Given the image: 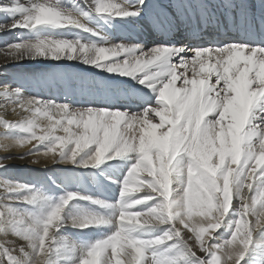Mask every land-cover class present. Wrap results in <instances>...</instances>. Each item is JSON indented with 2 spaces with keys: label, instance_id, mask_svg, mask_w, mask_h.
Returning <instances> with one entry per match:
<instances>
[{
  "label": "snow or ice",
  "instance_id": "snow-or-ice-1",
  "mask_svg": "<svg viewBox=\"0 0 264 264\" xmlns=\"http://www.w3.org/2000/svg\"><path fill=\"white\" fill-rule=\"evenodd\" d=\"M59 0H57V3ZM143 4L144 0H140ZM264 2V0H262ZM27 13L24 16L23 23L14 22L10 30L16 28L36 29L40 26H52L64 28L75 26L84 31L91 29L82 25L73 15L65 13L56 4L44 2L33 3L31 9L6 8L0 4V12H10L13 14L19 11ZM96 12L100 15L115 17L138 16L139 11L125 8L117 0H96ZM174 23V21L172 22ZM95 34V33H93ZM186 48H176L168 45H157L144 52L141 46L127 47L117 45L115 47H93L81 42H72L68 40H48L40 41L37 44L18 43L11 45L5 55H15L24 53L25 56L31 55L32 58L42 57L51 59H60L66 52H79L83 57V63L97 64L98 61H108L113 57L121 55L126 56L122 63L112 66H105L109 73H120L126 77L136 78L143 75L139 81L140 84L148 86L150 89L158 91L156 107H148L142 113L129 114L126 111L111 110L102 111L97 114L94 110L88 109L86 113L76 110L73 119L69 124L76 123V117L87 116V122L83 130L73 132L69 128H63L65 135H60V119H54L53 112L68 114L69 105H51L44 104L40 107L31 108L33 104H40V101L30 100L27 106L21 105L25 111H33L37 116H44L49 121L47 127L36 125L34 121L27 127L23 125H11L10 127H21L23 131L31 134L29 138L20 143V148L32 146L33 141L43 144L48 141L47 151L39 154L41 158L54 161L57 157H66L64 162L76 164L78 157L85 153H90L88 158L81 163L84 168H99L107 161L123 159L132 153L139 155V160L130 169L127 178L121 186V200L119 202L118 215L116 222L119 227L113 235L105 240L98 241L87 252L86 257L81 264H145L148 256L149 247L152 245H164L174 237L185 239L181 228L175 227V221L179 217V211L183 210L187 214V220L193 221L191 224L185 220H180L183 229L191 233V238H195V249L190 246L189 250L193 257H197V251L210 255V259H201L197 257L198 264H241L245 256L249 253L252 246L254 234L264 228V169H259L255 162L257 153L253 146V139L257 135L260 138L259 147L264 152V121L262 124H254L258 119L256 110L264 112V74L259 79L255 73L249 71L247 75V88L249 92V103L247 110V122L252 125L253 132L245 135L240 152L237 156V162L240 157H244L241 167L230 168L227 175L223 177L227 181L228 196L224 193L223 203H217L215 193L220 189L217 187V172L219 166L213 167L209 160L202 154L201 149L193 142L186 143L182 134H177L171 144V154H169L167 141L163 146L154 145L149 139L140 142V129L149 122H158L156 116L158 109L165 107L163 101L168 98L169 92L174 87L180 89L181 95L173 108H178L186 99V93L189 89L186 85L193 82H202L209 90H215L221 84L224 88L221 91L227 93L233 91L235 87L233 81L236 80L239 73L233 71L231 78L227 73V64L234 57L241 59L247 58L256 64L264 65V47L250 46L248 44L231 43L218 47L213 53L214 63L208 66H202L203 61L200 57L205 55L204 51L194 50L195 59H180L179 63H171L174 57H182ZM139 51L140 54L136 55ZM206 51H211L207 49ZM60 55H57V54ZM91 57V59L89 58ZM73 59L72 56L67 57ZM190 61V62H189ZM184 68L181 75L179 68ZM251 68V66H249ZM153 69H156L153 71ZM191 73V76L188 73ZM214 78V79H213ZM178 82L180 85L178 86ZM227 98V97H225ZM171 112V109L169 110ZM112 116L117 124L129 117V123L125 128L119 131L110 124L106 117ZM210 119V120H215ZM97 121L96 128L89 130V124ZM34 127L38 129L34 131ZM102 130V133L101 131ZM94 149V151H92ZM181 152L191 157L192 164L187 168V181L183 186V192L180 189H174V176L180 174L178 169V158ZM35 162H39L38 160ZM249 163L252 167L249 168ZM223 164V160L220 161ZM245 189L251 194L250 197L243 193ZM12 191V189H9ZM235 191L240 200L239 219L235 222V231L230 240L223 246L217 245L210 249L208 241L212 235L217 232L224 221L226 215L230 212L233 204L232 193ZM151 193L154 195L143 196L138 199L137 193ZM179 193V195H177ZM159 197L161 203L149 209L146 212L133 211L137 206L145 204L150 200ZM36 197H32L27 202H34ZM78 199H91L83 197L76 193H69L61 202L52 207L46 219L43 222L36 221L29 224L26 230L14 228V234L26 239L28 247L34 249L37 253L36 264H49V254L53 251L52 245L55 244L54 232L59 231V225L63 222L64 211L69 204ZM105 209H112L113 206L103 201L91 200ZM161 211L169 213L167 218L161 215ZM192 213L207 218L212 222L196 224ZM143 219L142 218H145ZM254 220V222H253ZM113 221L96 215H85L79 219H73V226L88 228L92 226L108 225ZM20 224L24 220L19 221ZM171 223L174 228L173 233L153 241H143L134 238L131 233L137 228H143L154 224L164 225ZM207 236V242H206ZM0 256L6 257L7 264H22L14 254L15 249L3 247ZM19 253L24 254V249L20 248ZM155 259V254L153 255ZM158 264H175L174 261H158Z\"/></svg>",
  "mask_w": 264,
  "mask_h": 264
},
{
  "label": "bare ground",
  "instance_id": "bare-ground-1",
  "mask_svg": "<svg viewBox=\"0 0 264 264\" xmlns=\"http://www.w3.org/2000/svg\"><path fill=\"white\" fill-rule=\"evenodd\" d=\"M222 1L223 0H144L143 4H141L140 0H117V2L124 5L125 8L139 11L140 13L138 16L121 18L98 14L95 10L96 0H59L58 3L57 0H0V4L6 8H27L29 10L33 3L49 2L56 4L65 13L71 14L77 18L82 25L91 29V31H84L82 28H77L75 26L64 28L40 26L31 30L23 28L10 30V26L5 25L7 20L3 19L0 25L9 30L4 36L8 34H24L26 41L20 42L24 44H37L40 41L48 40H68L84 43L88 45L89 48H111L117 45H125L127 47L141 46L144 52H148L157 45H163V43H168L170 44L169 46H171V41H175V37L179 39L184 38L188 43L194 44V50L199 49L205 52V55L200 57V60L204 62L202 66H208L214 63L212 56L218 48V46L213 45L212 38H218V41L223 42L224 45L231 43L241 44L231 35V27L226 22ZM226 1L234 3L235 7L244 6L246 15L249 18L264 21V2H262V0ZM196 2L205 3L209 18L210 31L208 29L203 33V37L205 38H203L200 43L194 41L192 37L201 33V28H196L191 25L185 9V3H189L196 13ZM26 14L27 13L23 10L16 14L0 12V16H7L12 23L16 21L23 23ZM155 18L159 22V29L156 27ZM173 21L174 23H172ZM149 38H151V40H149ZM14 44H18V42ZM14 44H7L6 40L0 43V130L3 128L8 131L7 138H5V145L9 146V148L13 146L20 148L18 142L11 141L15 135L21 134V142L27 140L31 135L23 131L21 127H10L11 125H23L27 127L30 122L34 121L36 125L47 127L49 123L44 116H37L33 111H25L21 107V105L27 106L30 100L40 101V104H33L30 107H40L42 111H44V104L70 106L68 114L52 113L54 119L58 118L61 121L59 125L61 129L60 135H65L63 128H69L73 132L83 130L84 124L88 119L86 115L76 117V123H68L70 119H73L72 114H74L76 110H80L81 113H86L88 109H92L97 114L102 111H111L107 109L86 108L87 103L103 105L105 107L115 106L120 108V111H126L130 115L139 114L148 107L157 106L158 91L140 84L139 81L143 78V75L132 78L123 76L120 73H109L106 70L105 66L122 63L124 59H126V56L121 55L119 57H113L108 61H98L97 64L99 66H96L83 63L84 57L79 52L72 53L66 51L58 60L51 59L50 57L42 58L38 56L32 58L31 55L25 56L22 52L16 53L15 55H5L9 47ZM207 49H211V51H206ZM194 50H186L182 54V57H174L171 63L177 64L180 59H190L187 58V55L195 59ZM139 54L140 52L137 51L136 55ZM57 55L60 54L58 53ZM69 56H72L73 59H68L67 57ZM16 58H28V60L35 59L39 62H45L48 59L51 63L44 66L32 65L28 67H9L4 65L5 62ZM89 58L91 59V57ZM242 62L244 64L247 62L251 68L247 66L242 67L244 65L240 68L238 63L234 64L228 62L227 64V73L230 78L234 70L239 73L236 80L233 81L235 93L229 91L223 97H216L213 95L215 93L214 90L212 94L211 90L206 88L202 82H193L186 85L189 91L186 93L184 103L179 105L178 108H173L181 95L180 89L174 87L170 90L168 98L163 101L165 107L158 109L159 114L156 116L158 122L146 123L139 132L140 142H144L147 138L154 145L163 146L164 142L167 141L169 154H171L172 141L178 133L183 135L186 143L194 142L213 167L219 166L217 172V187L220 190L215 193L216 199H219L218 197L225 193L227 181L223 177L227 175L228 170L243 165L244 157L241 156L239 162H237V156L240 152L245 135L253 132L252 125L247 122L249 103L247 75L249 71H251L254 72L256 78L259 79L261 75L264 74V65L256 64L254 61H250L247 58H244ZM155 70L156 69H153V71ZM184 71V68H179L181 75ZM188 75L191 76V73L189 72ZM179 85L180 82H178V86ZM215 94H217V92ZM170 109L171 112L169 111ZM255 114L258 119L254 120L253 123L258 125L262 124V121H264V112H260L259 108H257ZM215 117V120H210ZM106 120L114 125L118 131L125 128L129 123L128 116H125L118 124L112 119L111 115L106 117ZM96 125L97 121H92L89 124V130L96 128ZM34 131L40 134L35 127ZM100 131L102 133V130ZM37 143L38 142L33 141L32 146H36ZM49 143L50 142L46 141L39 145ZM259 144L260 138L257 135L253 139V146L257 153L255 162L258 170L264 169V152L260 149ZM89 155L90 153L88 156ZM131 155H133V157L135 155L139 160V155L137 153H132L125 158L129 159ZM42 160L45 159L42 158ZM221 160H223L222 165L220 164ZM234 160L236 162H234ZM120 161L122 164L128 163L126 162L127 160L124 161V159L110 160L112 163L107 164V167L103 166L101 170H95L92 174L84 177L90 178L95 176L94 182L100 178L109 186L115 187L118 183L115 177L116 170L111 168V166L120 165ZM10 162L12 161L3 162L6 164L7 168L4 175H11V173H13ZM192 163L191 157L181 152L177 165L180 174L174 176L173 179L174 183H179L180 190L182 191L183 183L186 184L187 181V168ZM248 166L250 168L252 164L249 163ZM43 167L44 166L41 168ZM69 173V171L65 173L61 171L60 174L56 176V185H59L58 181L61 179H69L71 181L72 176H78L76 174L80 173L81 176L78 182V188H81L80 186L84 185V181L81 178L83 173H81V171H75V175ZM16 178L28 183L25 185L30 186L32 188L31 190H34V192L28 193V197L30 199L36 197L35 201H41L40 206L45 204L44 200L46 197L50 198L49 192H46L45 196H41L37 193L40 191L38 189H42V187L50 188L47 187L49 183L47 182L46 176H40L38 174H19ZM103 190L107 191V188L104 187ZM25 194L27 195L26 191ZM140 194L145 196L147 192ZM244 194H248V191L245 190ZM160 214L165 216L163 211H161ZM58 227L59 231L53 234L55 244L52 245L53 249L56 248V256L54 259L50 257L53 251L49 254V264H70L71 261L68 260V256L77 249L78 245L71 240L69 235H59V233L63 231V227L61 225ZM143 229L147 230L146 227H143ZM159 229L160 225L158 227L153 225L150 228V232L155 235ZM56 234L59 236L57 237ZM167 242L164 245H167ZM261 246L263 247L262 249H264V241L262 245L261 242L259 244V242L256 241L253 245L254 248ZM26 259H30V257H26Z\"/></svg>",
  "mask_w": 264,
  "mask_h": 264
},
{
  "label": "rangeland",
  "instance_id": "rangeland-1",
  "mask_svg": "<svg viewBox=\"0 0 264 264\" xmlns=\"http://www.w3.org/2000/svg\"><path fill=\"white\" fill-rule=\"evenodd\" d=\"M2 19L7 20L5 25L11 26L13 24L10 18H8L7 16H0V22L3 21ZM8 31L9 30L7 28H4L2 25H0V43L4 42L5 40L7 44L26 41V37L24 36V34H8L4 36ZM203 38H201V40L198 42H202ZM192 39H194V37H192ZM149 40H151V38H149ZM174 40L175 41H171L172 47H185L187 51L188 49H191V51L194 50V44L188 43V41H186L184 38L179 39L178 37H175ZM163 45L169 46L170 44L163 43ZM187 58L192 57H190V55H187ZM233 59L230 60L229 63H238L240 68L246 66L249 68L247 62H245V64L242 62L243 59ZM50 63L51 61H49L48 59L45 62H39L35 59L28 60V58H16L14 60L5 62L4 65L9 67H28L32 65L44 66ZM223 88L224 85H220L219 88L214 90V92H217V94H213V90H211V93L216 97H223L224 95H226L225 92L221 91V89ZM86 108L121 110L120 108H117L115 106L105 107L103 105L91 103H87ZM7 134V130L3 128L2 130H0V245L10 249H15L16 251L14 252V254L17 255V258L22 262V264H36V261L38 259L36 251L31 247H28V241L26 239H22L21 237L14 234V228H19L23 231L28 228L29 224H33L36 221L43 222L46 219L48 213L51 211L52 207L60 203L62 198H65L69 193H76L80 196L89 197L91 199H78L72 201L69 204L63 214L64 219L60 224L63 227V231L59 233V235H69L71 240L78 245L77 249L68 256V260L71 261L70 264H81V261L86 257L88 250L94 244H96L98 241L107 239L108 237L113 235L115 231L118 230L119 225L116 222V216L118 215V205L121 200V186L124 180L127 178L130 169L134 166L135 163L138 162V158L135 155L134 157L133 155H131L129 159L123 158L124 161L127 160L126 162L128 163L122 164V162L120 161V165L111 166V168L116 170L115 177L118 182L117 186L111 187L100 178L99 180L94 182L95 176H92L90 178H86L84 176L92 174L95 170H101V167H107V164H110L112 162L107 161L99 168H84L81 166V163L88 158L89 153H85L78 157L76 164L64 162L66 157H57L56 160H54L55 162H51L50 160L46 159L42 160V158L38 154L47 151L48 147L50 146L49 144L38 145V147L28 146L23 149L17 148L16 146L9 148V146L5 145V138H7ZM20 136L21 134L15 135L11 141L18 142L20 144L22 140ZM92 151H94V149ZM37 160L39 162H35ZM5 161H12L10 162L11 167L13 168V173H11V175H4V172L7 171L6 164L3 163ZM42 166L44 167L41 168ZM61 171H64V173L69 171V174L72 175H75V171H81V173H83L81 178L84 181V185L80 186L81 188H78V182L80 181L81 174L77 173L76 175L78 176H72L71 181L69 179L59 180V185L57 186L55 183V180L57 179L56 176H58ZM19 174H38L40 176H46L47 182L49 183L47 187L50 188L42 187V189H38L40 191L37 192L41 196H45L46 192H49L50 198H45V204H42L40 206V200L34 202L26 201V198L27 200H31L28 197V193L34 192V190H31L32 188L30 186L25 185L28 183L16 178V176ZM184 184L185 183H183V186ZM104 187L107 188V191L103 190ZM173 187L174 189H180L179 183H174ZM9 189H12V191H9ZM25 191L27 195L25 194ZM180 191L183 192L182 190ZM136 195L138 196L130 199H138L143 197L140 193H137ZM147 195L154 194L147 192ZM147 195L145 194V196ZM177 195H179V193ZM244 195L248 197L251 196L250 193ZM232 196V208L224 218L221 228L212 235L211 239L208 242L206 236V242L208 243L210 249H214L217 245L223 246L228 240H230L232 234L235 231V222L239 219L240 213V200L236 196L235 191H233ZM218 198L219 199L215 198L216 202L223 203L224 194L219 196ZM91 200L103 201L116 207H113L112 209H105L97 204H93ZM160 203L161 200L159 197H157L145 204L137 206L135 209H133V211L146 212L149 209L158 206ZM174 211H179V217L175 221V227L182 229L185 239L174 237L172 240L167 242V245L150 246L145 264H158V261H174L175 264H198L197 257L201 259H210V255L199 251H197V257H193L191 255L189 248L192 245V247L195 249V238L189 239L192 234L189 233L186 229H183L179 221L185 220V222L189 224H191L193 221L187 220V214L183 210L175 209ZM85 215L103 216L113 222L108 225L92 226L83 229L78 226H73V219H79L80 217ZM168 215L169 213H165V218H167ZM192 215L193 220L196 224L207 225L212 222L211 220L202 218L195 213H192ZM21 219L24 220L23 224L19 223ZM143 219H146V217L142 218V220ZM171 225V223L160 225V229L155 235L150 232V228L153 225L146 226L147 230L143 228H137L131 233V235L139 240L153 241L157 238L164 237L169 233H173L174 228L173 225ZM154 226L158 227L159 224H154ZM59 235H57V237ZM255 241L259 242V244L261 242L262 245L264 241V228L255 232L253 243L249 250L250 253L245 256V259L241 261V264H264V249H262V246L254 248L253 245ZM20 248L24 249V254L19 253ZM0 251H2V248H0ZM154 254L156 257L155 259L153 258ZM55 256L56 248L53 249L52 255L50 257L54 259ZM26 257H30V259H26ZM0 264H7L6 257L0 256Z\"/></svg>",
  "mask_w": 264,
  "mask_h": 264
},
{
  "label": "clouds",
  "instance_id": "clouds-1",
  "mask_svg": "<svg viewBox=\"0 0 264 264\" xmlns=\"http://www.w3.org/2000/svg\"><path fill=\"white\" fill-rule=\"evenodd\" d=\"M51 162H55V161H51ZM234 162H236V161L234 160ZM225 196H226V198L228 196V186H227V183L225 185Z\"/></svg>",
  "mask_w": 264,
  "mask_h": 264
}]
</instances>
